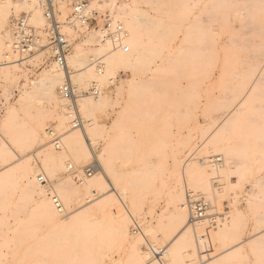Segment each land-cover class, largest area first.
Here are the masks:
<instances>
[{"label": "rangeland", "instance_id": "rangeland-1", "mask_svg": "<svg viewBox=\"0 0 264 264\" xmlns=\"http://www.w3.org/2000/svg\"><path fill=\"white\" fill-rule=\"evenodd\" d=\"M110 1L115 3L112 10ZM129 1L91 0L90 6L93 2L99 6H89V11L99 16L108 13L114 19L116 8ZM163 1L159 4L162 17L155 22L156 33L150 40V47H155L147 51L153 59H147L146 65L155 67L163 56L165 61L169 55L165 68H119L108 81L103 80L104 72L96 69L98 73L95 70L91 83L93 80L100 83L99 96L106 97V103L102 110L90 115L78 108L85 129L86 121H95L89 126L92 130L87 138L94 155L103 152L107 157L104 168L114 189L107 187L101 195L106 199L84 189L74 193L71 200L65 198V206L61 203L65 209L63 217L76 208L85 209L80 213L84 215L71 226L55 230L38 214L37 196L23 194L25 182L20 177L21 171L15 170L18 177L13 173L11 180L0 185V264H133L129 258H134L131 256L135 252L144 258L142 264H156L151 248L162 250L158 255L162 264H264V73L252 97L240 101L244 88L257 76L258 53H264V0ZM65 6L63 17L70 12ZM136 6L146 8L144 3ZM26 12V9L17 14L11 11L4 29L8 30L12 16ZM97 24L98 28L75 26L65 30L71 41L70 53L90 34L104 37L103 21L97 18ZM101 38L93 48L103 44ZM6 40L4 43L8 44L9 34ZM107 44L110 46L108 41ZM171 47L169 54L158 51ZM110 50L112 47L104 54ZM23 60L30 63H24L22 71L15 73L16 80L1 75L0 71V139L4 137L5 109L18 106L21 92L31 91V80L39 79V74L55 66L47 50ZM68 68L71 76L74 69ZM210 72H214V77ZM133 79L143 84L131 95L128 83ZM121 80L128 88L119 95L116 88ZM89 84L74 86L78 92L86 93ZM41 97L38 91L34 101L24 103L18 115L25 125L21 130L13 127L12 133L27 140L38 132L42 137L45 135L44 141L28 143L18 150L10 145L16 163L8 167L0 165V172L11 171L26 160L37 170L36 174L44 176L45 198L52 202L59 183L81 187L88 178L84 175L85 168L96 161L90 156L77 160L68 152L58 164L43 163L47 147L55 148L50 144L48 129L61 133V141L69 130L76 129H71L64 112L68 126L60 130ZM82 97L95 98L88 94ZM39 106L42 107L36 108ZM223 114L227 118H220ZM218 118L221 120L217 127ZM217 157L221 161L211 162ZM52 165L57 168L53 170ZM201 167L213 169L205 184L203 177L201 180L195 176ZM94 171L92 174L97 172ZM73 174H78L81 181L75 180ZM187 196L204 198L210 205L208 217L197 222L194 230L189 227L190 235L184 233L189 242L183 240L186 236L183 234L174 242L189 219L188 209L185 216L178 215ZM102 198L108 203L103 201L100 207ZM136 260L138 264L139 259Z\"/></svg>", "mask_w": 264, "mask_h": 264}, {"label": "bare ground", "instance_id": "bare-ground-1", "mask_svg": "<svg viewBox=\"0 0 264 264\" xmlns=\"http://www.w3.org/2000/svg\"><path fill=\"white\" fill-rule=\"evenodd\" d=\"M18 1L19 0H0V71H1V75L12 77V78H14L15 73L18 74V72H21L22 68H24L23 64L26 62L28 63L30 60H27V61L23 60V62H21V63L20 62L14 63V62H7V61L3 62L2 61L5 58V57L3 58V56H4L3 52L6 49V48H4V46L7 44V43H4V41L7 42L6 39H7V36L9 34L8 30L6 31L4 29V27H5V24H6V21L8 19L10 12L13 11L15 14H17L18 12L21 11V9H26V10H28V12L31 13L32 23H34L39 28H43V26L45 25V21H44V18L42 15V10H41L42 0H23L24 1L23 4L18 3ZM110 2H112V1H110ZM160 2L164 3L165 1H163V0H130L129 3L119 5L118 8H116L117 11L115 12L114 20L119 21L121 24V27L123 29V32L121 35L120 45L128 47V51L130 49V52H127V53L120 52L121 49L117 48L118 49L117 50L115 48V50H110L111 52L104 54V52H106L105 50L109 49V47H111V45L108 46L107 40L105 39V37L101 38V37H98L99 34L97 36L95 34L94 35L90 34L87 37V39L82 42V44L77 45L75 48H73V50L71 51L69 56H67V65L70 67V69L71 68L74 69L71 72L72 73L71 76H69V74H70L69 70H68V72L61 70L53 62V65H55V66L51 67V69L49 71L43 72V73H41V75L39 74V79H37L35 81L31 80V82H30L32 85L31 91H28V90L22 91L21 96H20V100L18 101V106L7 107L5 109V113L2 117V134L4 135V137L1 136V139H0V165H7V167H8V165L10 166V164L16 163V162H13L16 155H14L13 152L11 151L10 145L15 146L18 150V149H21L22 147L26 146L28 143L38 142V141H42V140L44 141L45 135L42 137L38 134V132H34L27 140H21V136H16L15 133H12L13 127H15V126H17V128L19 130L23 129L25 123L21 119V117L18 115L20 113L19 110H21V111L23 110V107L25 105L24 103H27L28 101H30V102L34 101L35 100L34 95L38 91H40V94L42 96L41 98L47 102L48 109L53 114V117L56 119V122H58L57 125H58L59 129L61 130L63 128L64 129L67 128V126H68L67 120L69 118L67 119V117H66L67 115L65 116V113H64V112H66L65 107L67 110V102L65 100H63L59 94L58 95L56 94V89H57V87L61 86L65 81H68V79L71 82H74L75 85L77 84L78 87L82 86V85L87 87L89 82H90L89 86L91 85V80L93 78H95V75H96L95 73L97 72V70L99 73L103 71L104 72L103 74L105 75V76H103V77H105L103 80L108 81L109 79L113 78V76H115L116 70L119 68L125 69V68H133V67H139V68L144 67L143 68L144 70H152L153 68L157 70L160 68H165L164 64L167 63V62L165 63L166 60L170 59V58L168 59L169 55H167V59L165 61H164V59L166 57L163 56L162 59L160 60V64H157V66H155V67H151L150 65H146L147 59L148 60L153 59L151 53H148L147 51L149 49L155 47V46L150 47V46H152L150 44V40L152 39V37L156 33V31H154V27L156 26L155 22L157 20L161 19L160 16L162 14L159 15V11L161 9V7L159 6V4H161ZM137 3H141V4L144 3V6L146 8L145 9L138 8L136 6ZM92 4L93 5H91V6L89 5L90 8H92V6L93 7L99 6L96 4V2H93ZM111 4L112 5L110 6V9L112 10L114 8L115 3L112 2ZM60 6L62 7V8L59 7V9H61V12L62 11L65 12V10H66L65 4H61ZM97 8H99V7H97ZM164 10L166 12V9H164ZM63 12H62V14H63ZM167 12H168V10H167ZM160 27H162V25ZM156 28H158V27H156ZM159 29H161V28H159ZM159 34H161L160 31H159ZM102 36H104V34ZM100 38L103 39V44H99L101 46L93 48V45L96 44L97 42H99ZM94 46H96V45H94ZM257 47H259V46H257ZM171 49H172V47L171 48H161L158 51H159V53H165V54L168 53L169 54L173 50V49L172 50ZM181 49L179 50L180 52H182V50H183V49L182 50ZM44 50H47V49H44ZM259 50H261V49H259ZM151 51H152V49H151ZM94 52H95V54L103 52L104 55H102L100 57H96L95 54L94 55L92 54ZM185 52L186 51H184V53ZM189 52H190V50H189ZM5 53H6V50H5ZM35 54L36 53L31 55L30 57H33ZM179 54L181 55V53H179ZM258 54H259V56L258 55L257 56L260 57V60H258L256 62V65H255V67H256L255 71H257V76L254 77L249 82V84L247 85L246 88H244V91L241 94V98H240L241 100L240 101H246L247 99L252 97V95L255 91V88L257 86V82L259 81L260 76L264 73V53L260 52ZM30 57H28V58H30ZM102 57L104 59H101ZM28 58H25V60ZM171 58H172V56H171ZM98 60H100V62L97 63ZM247 62H250V61H247ZM250 64L251 63H249V66H250ZM246 65H247L246 66V68H247L248 64H246ZM95 70H96V72H95ZM218 71H220V70H218ZM109 76H111V77H109ZM210 76L214 77V72H210ZM16 79L14 78V80H16ZM134 80L135 79H133L132 82L130 81L128 83L130 85L126 84V85H128V87L130 89V90L128 89L129 90L128 92L131 93V95H132V93H134V91L137 90L139 84H140V86L143 84L142 82L139 83V82L134 81ZM93 81H96V80H93ZM124 83H125V81L121 80L120 85L116 88L117 93H119V95L122 92H125L126 88H128V87H125ZM126 92H127V90H126ZM78 101H80V107L78 106V108L80 110H82V112L90 115V114H93L94 111L102 110L103 106L106 103V97L98 96V97H95L94 100H92L91 98L81 97V99ZM65 102H66V104H65ZM47 106L45 107L46 109H47ZM40 107H42V106H39L36 108L40 109ZM125 110L127 112V109H125ZM222 117L227 118V116L225 114H223L220 118H222ZM92 118H94V117H92ZM220 118H218L215 121L217 123V127L220 126V122H219ZM86 123L88 125V127L86 129L82 126L80 129L69 130V132L63 137V139L61 141L63 143V145L61 144L62 148L60 147V149H61L60 151H57L58 150L57 148H53L51 146H48L47 150L44 154V160H42L43 163L44 162L50 163V162L56 161L55 164H58L59 162L57 163V161L64 158L63 157L64 154L68 153V152H69V154L72 153V155H74L77 158V160H79L82 157L87 158L88 156L94 158L96 161L95 171H97V172L94 171L95 174L91 173L90 176H87L88 178L85 179V182L83 183V185L81 187L74 185L72 188H70V187L64 186V184L62 182L61 183L58 182L59 185H57V188L55 186V188H56V192L54 193L55 197L53 196L51 198L52 202H49L50 200L46 201V198H45V189L43 188L45 185H43L44 183L39 181L40 177H44V176H42L40 174H36L37 170H35L34 168H31L26 160L23 161L22 163L20 162V163L16 164L17 166H14V168H12V170L10 169L11 171L0 172V185H2L4 182L11 180V178L13 177V173H15V170L21 171L20 172L21 175L19 173L18 174L20 175L21 179H23V181L25 182L24 183L25 186H24V188H22L23 194H25L26 196H35V197L37 196L38 199L37 198L36 199L38 201H36L37 203L35 204V208H36L38 214L49 225V227H52L55 230H60V229H63L65 227H69L72 224H74L76 221H78V219H80V217H82L81 215H84V214H80V213L85 209L82 210V208H78V209L76 208L77 210L75 209V211H72L71 213H69L65 217H63L64 212H65L64 207L62 206L63 211L59 212L53 204V198H56V199L59 198L58 200L61 201L60 203H63V205L65 206L66 203H64L63 200H65V198L71 200V198H74V196H75L74 193L77 194L79 192L78 190H80V189H84L85 191L90 190L93 193L96 192V195L99 194V196L106 193V190L108 189L107 187H110V189L111 188L114 189L113 185L111 184V182L108 179V176L106 173V168H104V166H105L104 165V158H105L104 155L105 154H103V152H101L97 156L94 155L93 152L91 151V143H89L88 138H87V134H89L90 129H91V128H89V126H93L95 124V121H94V119H89L88 121H86ZM99 125H100V123H99ZM105 149L107 150L108 148L106 147ZM103 150L104 149H102L101 151H103ZM104 152H105V150H104ZM109 159H111V157ZM109 159H107V160L109 161ZM216 159L211 160V162H216ZM219 161H221V160L219 159ZM60 163H61V161H60ZM53 166L54 165H52V168H53V170H55L54 168H57V165H56V167H53ZM59 168H61V167H59ZM108 168H109V166H108ZM53 170H51V173H53L52 172ZM198 172H197V174H195V176H197V179L200 178L201 180H202L201 177H203L204 181L202 183L205 184L206 180L208 178V175L210 176L212 174L213 169L212 168L204 169L201 167ZM109 173H111V172H109ZM15 176H16V178L18 177L16 175V173H15ZM47 176H49V175H47ZM68 182L69 181L67 180V183ZM83 192L84 191L82 190L81 194H83ZM79 197H82L80 195V193H79ZM83 197L80 199H83ZM101 197L105 198L104 195ZM103 198L100 199V202L98 203L100 205V207H103L104 204H102V203H103V201L104 202L106 201L105 199L107 197L104 200H103ZM179 199H181V197H179ZM69 201H67V203ZM81 202H83V201L81 200ZM88 202L91 203L90 199ZM107 203H108V201H107ZM179 209H180V211H179L180 213H178L179 216L180 215L185 216V212H186L185 210L188 209V211H189V208L187 207V205H183V204H181L179 206ZM175 212L176 211H174V213ZM85 213H87V212H85ZM60 214H62V216ZM182 219H181V221H182ZM202 220L200 219V220H197L195 222L190 223V221L188 219V221L183 224L182 229H181V234L178 237L186 235L187 233H189V235H190L189 227L194 230L195 224L197 222L199 223V221L201 222ZM127 222H128V220H127ZM125 225L123 228L126 227ZM122 226H121V228H122ZM118 229H119V227H118ZM139 232L141 234V231H139ZM184 233H186V234H184ZM141 235L143 236V234H141ZM186 237H187V235L185 236L184 239L183 238L182 239L185 241ZM194 237H195V234H194ZM182 239L180 240L181 242H182ZM186 241H188V240H186ZM185 243H187V242H185ZM183 244H184V242H183ZM183 248H184V246H183ZM232 249H234V248H232ZM160 251H162V250L159 249L158 251H156L153 248L150 249L151 255H154L153 257H155L154 263H156V264H162L161 256H158V255H160L159 254ZM135 254L133 253L132 256L130 255L131 258L132 257H134V258H132L131 260L129 258V261L132 262L133 264H136V261H137L136 259L138 258L139 259L138 264H142V262L144 261L143 260L144 258L142 257L143 258L142 259L136 252H135ZM235 254H237V253H232L230 255L234 256ZM163 255H165V254H163ZM149 256L150 255L148 253L145 254V257L149 258ZM172 256H174L173 253H172Z\"/></svg>", "mask_w": 264, "mask_h": 264}, {"label": "built area", "instance_id": "built-area-1", "mask_svg": "<svg viewBox=\"0 0 264 264\" xmlns=\"http://www.w3.org/2000/svg\"><path fill=\"white\" fill-rule=\"evenodd\" d=\"M91 0H42L41 10L45 21L43 28L35 27L31 22V13L26 12L12 16L9 20L8 32L10 40L7 44L8 52L5 55V62H21L34 53L47 49L50 58L63 71L68 72L67 56L70 53L71 41L66 29L79 26L82 28H98L97 18L103 21V34L110 43L112 50L121 49L128 52V47L120 45L123 29L120 22L115 21L108 13L99 16L89 11ZM66 4L70 12L63 17L59 5ZM124 47V48H123ZM98 60L97 62H99ZM100 70V69H99ZM101 91L100 83L93 81L86 93L78 92L73 83L68 79L59 88L58 94L67 102L66 115L70 121L71 129H80L82 121L77 107V101L82 95L88 94L91 97H98ZM50 144L55 148L61 146L62 134L54 129H48ZM216 162H219L217 157ZM69 169H71L69 167ZM95 169V162L85 168L84 175L90 176ZM73 178L81 181L78 174H73ZM40 182L45 183V179L40 177ZM55 208L62 212L60 201L53 198ZM187 207L189 208L190 223L208 217L210 209L209 203L202 197L187 196Z\"/></svg>", "mask_w": 264, "mask_h": 264}, {"label": "crops", "instance_id": "crops-1", "mask_svg": "<svg viewBox=\"0 0 264 264\" xmlns=\"http://www.w3.org/2000/svg\"><path fill=\"white\" fill-rule=\"evenodd\" d=\"M180 234H181V233H179V234L176 236V238H174V240H173L174 242L176 241V239L179 238L178 236H180Z\"/></svg>", "mask_w": 264, "mask_h": 264}]
</instances>
